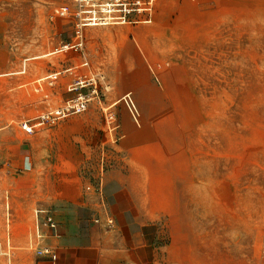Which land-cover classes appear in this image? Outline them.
<instances>
[{
  "label": "rangeland",
  "instance_id": "rangeland-1",
  "mask_svg": "<svg viewBox=\"0 0 264 264\" xmlns=\"http://www.w3.org/2000/svg\"><path fill=\"white\" fill-rule=\"evenodd\" d=\"M61 8L72 1L0 0V197L25 207L5 229L33 255L41 210L56 223L47 235L65 216L80 219V243L100 242L135 215L118 193L140 179L154 246L124 264H264V0H152L150 23L83 28L78 49Z\"/></svg>",
  "mask_w": 264,
  "mask_h": 264
},
{
  "label": "crops",
  "instance_id": "crops-1",
  "mask_svg": "<svg viewBox=\"0 0 264 264\" xmlns=\"http://www.w3.org/2000/svg\"><path fill=\"white\" fill-rule=\"evenodd\" d=\"M138 87L140 85L138 86L137 82L133 81L131 88L137 90ZM135 124L136 127L129 120L124 123L125 140L123 143L127 144L128 159L138 164L140 160L138 153L145 147L141 148L138 145L140 139L136 135L139 134L140 125L138 121ZM127 171L130 177H148L157 174L152 169L138 166H131ZM162 174H165V172L160 173V175ZM134 181L135 178L132 179V182ZM137 182H140L139 185L134 182L133 185H128L127 187L122 184L118 193V196L122 194V198L119 200L117 198L122 208L131 207L136 209L135 215L132 218L124 216L113 219V225L108 230L104 229L101 232L100 242L92 244V238H88L92 235L89 233L85 238V244L80 243L79 235L81 234H79L77 229L81 223L80 219L60 216V219L66 222V225L64 224L59 232H52L53 234L47 235L46 239L44 237L39 240V246L34 241V245L37 247H35L33 255L23 250L22 243H20L16 232H10L5 229L7 224L11 226V229L13 225L17 224L19 209L23 208L24 211L25 207L17 198L10 197L9 201H4L0 197V264H54V260L50 261L49 258L54 254L57 257L63 256L67 252L70 254L71 264H124L125 262H130L131 255L135 259L139 258L137 256L145 251V248L154 246V238H150L152 233L149 232V227L155 222V219L147 217L145 212L140 211L138 208L141 203L143 204L146 200H149V193H140L142 190L140 184L144 187V185H147V181L144 180L141 183V180L138 179ZM4 191L6 190L0 186V193ZM9 192H13V190L10 189ZM82 205L88 207L90 203L86 199V202L82 203ZM67 223H69L68 226ZM32 225L34 226V218L32 219ZM130 232H135L140 236L137 243H135L134 236L130 235ZM42 247L50 249L51 257L50 255L40 256L36 253V250Z\"/></svg>",
  "mask_w": 264,
  "mask_h": 264
},
{
  "label": "built area",
  "instance_id": "built-area-1",
  "mask_svg": "<svg viewBox=\"0 0 264 264\" xmlns=\"http://www.w3.org/2000/svg\"><path fill=\"white\" fill-rule=\"evenodd\" d=\"M73 4L72 11L66 9H57L56 14L60 16L70 15L73 20V30L76 43L72 46L76 49L82 47L83 28L98 26H122L138 25L151 22L152 0H71ZM144 17V18H143ZM146 17V18H145ZM70 109L76 112L84 109L83 102H77L51 113L42 114L39 118L41 123L53 121L65 116ZM43 211L37 210L34 213V241L39 246V240L43 239L46 231L56 229V223L52 216L41 217ZM46 214V213H45ZM36 253L40 256L50 255L48 247L37 249Z\"/></svg>",
  "mask_w": 264,
  "mask_h": 264
},
{
  "label": "bare ground",
  "instance_id": "bare-ground-1",
  "mask_svg": "<svg viewBox=\"0 0 264 264\" xmlns=\"http://www.w3.org/2000/svg\"><path fill=\"white\" fill-rule=\"evenodd\" d=\"M60 52V51H59ZM132 105V104H131ZM133 107V106H132Z\"/></svg>",
  "mask_w": 264,
  "mask_h": 264
}]
</instances>
